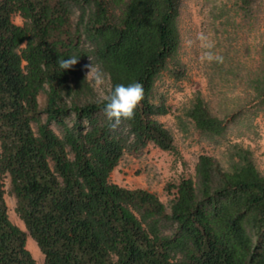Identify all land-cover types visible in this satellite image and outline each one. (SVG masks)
Masks as SVG:
<instances>
[{"label": "trees", "instance_id": "trees-1", "mask_svg": "<svg viewBox=\"0 0 264 264\" xmlns=\"http://www.w3.org/2000/svg\"><path fill=\"white\" fill-rule=\"evenodd\" d=\"M235 2L242 20H256L257 0ZM182 7L183 0H0V264H38L28 236L44 264H264V173L251 149L230 144L227 165L201 155L193 177L167 187L169 204L111 182L126 154L153 145L179 155L159 120L170 108L157 100L156 84L165 72L185 74ZM229 12L220 8V16ZM72 55L79 62L61 72L57 60ZM88 57L109 74L110 90L143 85L134 119L116 130L85 82ZM232 65L221 64L222 72L243 86L256 115L264 112V33L253 65ZM184 114L206 139L227 138L228 118L201 93ZM7 179L26 231L10 219Z\"/></svg>", "mask_w": 264, "mask_h": 264}, {"label": "rangeland", "instance_id": "rangeland-1", "mask_svg": "<svg viewBox=\"0 0 264 264\" xmlns=\"http://www.w3.org/2000/svg\"><path fill=\"white\" fill-rule=\"evenodd\" d=\"M235 3V0H183L179 22L182 46L178 58L185 74L179 80L165 72L156 84L157 100L164 101L170 108V113L159 120L174 134L179 155L153 145L140 156L126 154L111 176L112 183L129 189L149 190L169 204L173 198L167 191L169 185L179 183L183 177H193L201 155L213 156L227 165V149L232 143L251 149L264 173V112L255 114L243 86L233 74L222 72L220 66L230 69L231 64L235 66L240 62L246 68L253 65L264 33V0H257L256 20L249 22L236 14L238 6ZM224 6L230 12L220 16V8ZM14 21L19 25L23 23L19 16ZM109 90L108 82L105 91ZM196 93L202 94L216 115L228 118L230 129L225 140L206 139L185 117ZM39 102L43 107L45 97L41 96ZM241 107L243 115L234 122L231 115ZM10 190L7 179L5 198L10 219L26 231ZM27 248L38 264H44V256L31 236H28Z\"/></svg>", "mask_w": 264, "mask_h": 264}, {"label": "clouds", "instance_id": "clouds-1", "mask_svg": "<svg viewBox=\"0 0 264 264\" xmlns=\"http://www.w3.org/2000/svg\"><path fill=\"white\" fill-rule=\"evenodd\" d=\"M80 57L75 55L57 60L61 72L71 70L79 62ZM89 64L85 65V82L97 93V99L104 107L103 115L109 122L112 130L119 128L122 120H132L135 110L144 99V88L139 82H133L127 86L124 84L115 85L110 91L106 92L109 74L104 72L99 64L93 63L92 58L88 57Z\"/></svg>", "mask_w": 264, "mask_h": 264}]
</instances>
